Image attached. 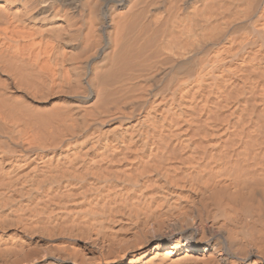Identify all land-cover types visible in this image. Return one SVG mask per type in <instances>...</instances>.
<instances>
[{"label": "bare ground", "instance_id": "1", "mask_svg": "<svg viewBox=\"0 0 264 264\" xmlns=\"http://www.w3.org/2000/svg\"><path fill=\"white\" fill-rule=\"evenodd\" d=\"M0 264H264V0H0Z\"/></svg>", "mask_w": 264, "mask_h": 264}]
</instances>
